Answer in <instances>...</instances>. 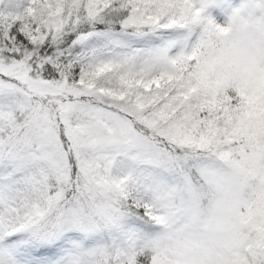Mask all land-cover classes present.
I'll use <instances>...</instances> for the list:
<instances>
[{"label": "snow or ice", "instance_id": "snow-or-ice-1", "mask_svg": "<svg viewBox=\"0 0 264 264\" xmlns=\"http://www.w3.org/2000/svg\"><path fill=\"white\" fill-rule=\"evenodd\" d=\"M0 264H264V0H0Z\"/></svg>", "mask_w": 264, "mask_h": 264}, {"label": "rangeland", "instance_id": "rangeland-1", "mask_svg": "<svg viewBox=\"0 0 264 264\" xmlns=\"http://www.w3.org/2000/svg\"><path fill=\"white\" fill-rule=\"evenodd\" d=\"M225 19L226 18L223 16L217 17V22L223 24L225 22Z\"/></svg>", "mask_w": 264, "mask_h": 264}]
</instances>
